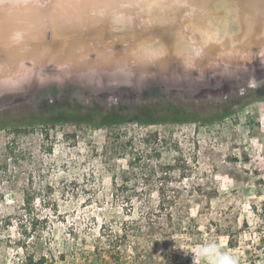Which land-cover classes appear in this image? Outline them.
Listing matches in <instances>:
<instances>
[{
  "label": "rangeland",
  "instance_id": "rangeland-1",
  "mask_svg": "<svg viewBox=\"0 0 264 264\" xmlns=\"http://www.w3.org/2000/svg\"><path fill=\"white\" fill-rule=\"evenodd\" d=\"M232 1L241 23L264 24V0ZM247 1L254 10L245 8ZM52 7L45 0H0L1 22H13L12 33L18 29L32 42L23 40V58L14 56L18 43L11 45L17 80L0 85L6 123L0 129V264H22L28 255L43 257L42 264H211L181 251L195 253L210 243L234 254L238 264H264V60L242 51L246 43H264V32L239 35L230 45L228 38L222 46L198 45L192 57L171 54L168 43L163 55L145 61L133 46L126 48L143 30L149 14L143 4L123 0L98 19L81 13L84 20L73 27L67 26L73 19L58 20L65 11ZM169 11V24H158H168L166 36L177 31L186 9ZM184 25L179 28L188 37ZM65 34L71 45L86 41L83 70L55 50ZM128 54L131 59L122 60ZM8 59L0 51V61ZM213 101L225 103L227 113L204 123L24 122L55 105ZM162 187L167 199L160 205ZM117 248L120 261L111 263L104 254Z\"/></svg>",
  "mask_w": 264,
  "mask_h": 264
},
{
  "label": "bare ground",
  "instance_id": "bare-ground-1",
  "mask_svg": "<svg viewBox=\"0 0 264 264\" xmlns=\"http://www.w3.org/2000/svg\"><path fill=\"white\" fill-rule=\"evenodd\" d=\"M133 1L135 2V0H133ZM230 2L232 3L233 7H236L235 3L232 0H230ZM141 4H143V6H145L144 8H147L146 4H144V3H141ZM14 6L15 5H13V6L9 5V6H7V8L10 7V9H12V7H13V9H15ZM79 6L82 7L81 10H79ZM87 6H92V4L82 3L80 5H73L72 7H68V5L66 4L64 6L65 9H64V7H61V8H56L54 11L53 10V8H55V6H54V7H52V10L55 13H59L61 10L65 11L64 13H66V15H67V16H65L66 18H63L64 20H61V19H58V20L59 21H69V19H73V20H71V23H67L68 27H73L74 24L77 23V20H79V19L84 20L85 17L82 16L84 13H90L89 18L93 17L91 13L96 11V8L92 7V9H90V12H89ZM171 8L178 9V8H176V6L173 5L171 7H166L164 11H159L156 9L151 10L150 12H148L149 14L146 15L144 22H146L147 25H152L155 20L164 23L165 21L163 20V16L165 14L162 15L161 13L162 12L165 13L166 11H168V13H170L169 10ZM188 10L189 9H186V11H188ZM81 13H83V14L79 15ZM250 13L254 15V11H251ZM4 14H7V12H4ZM159 14H161V15H159ZM85 16H86V14H85ZM122 16H123V14H122ZM165 17L167 18V14L165 15ZM94 18L98 19V17H93L92 19H94ZM3 22L4 23H2L0 20V43H2L1 45L3 46L4 49L0 48V51L5 53V55L9 59L7 60L8 63L7 62L4 63V62L0 61V70L3 71V73L0 74V85L11 86L9 83L10 82L16 83V80H17L16 79L17 76H12L13 70L11 69V65L9 64L10 56H8L10 53L9 49L11 48V45L16 44V43L12 42V37L14 35H16L17 33H19L21 35V42L18 43V46L16 47V50L19 51V54L16 52L14 53V56L17 55L18 58H20V57L23 58L26 55V54L25 55L23 54V51L25 50V49H23V45H22L23 40L27 41V45H31L32 42H30L28 36H23L22 33H20V31L18 29L14 30L16 32V34L12 33L13 28L15 27V25L12 24L13 22L10 24L9 20H7V19H6V21H3ZM241 22H242V20H240V21L238 20V13H237V21L234 24H232L229 28L230 34L225 35V33L221 27L217 26L216 24L206 23L203 19L200 18L199 14L185 18L182 22H179L178 25L180 26L181 24H185L184 27L187 28L191 32V34H190V36L186 37L184 35V31H183L184 29H180L179 26H177L178 29L173 34V38H172V40H173L172 43L174 46L173 49L175 50L176 53H183V55H187L189 57H192V56H194V54L197 51H199L200 46H198V45L204 44V46H205L210 41H219L220 46H222V45H224V43H222V40L224 38H228V45H230V43H232V41L235 40L234 37H237L239 35H243L242 37H240V39L241 38L246 39L249 36V33L251 31L257 30L259 32H264V24H262L263 22L258 23L261 26H259L260 28H257V29L253 28V23H252L251 18L250 19L248 18V21L245 20V22L244 21H243V23H241ZM63 25L66 26V24H63ZM60 26H61V28H64V26H62V25H60ZM26 29H27V26H22V28H21V30H26ZM65 29H67V28H65ZM61 30H63V29H61ZM70 30H72V29H70ZM55 33L58 34V32H55ZM53 35H55V34H53ZM67 35L68 34L63 35V37H65V39L63 38V40L60 41V44L57 45V47H56L57 49H55V50H58L59 52L62 51L64 53H66L65 54L66 58L63 59V61L69 60V61H71L72 66H76L77 68H80L79 65H82L81 61H80V59H81L80 56H82L85 53V51L88 49V46H86V44H84V43H86V41L85 42H83V41L75 42L74 41V44L71 45V43H69V41L68 42L65 41L68 39ZM192 38H195V40H198V41L194 42L192 40ZM157 39L158 40H154V39L152 40L150 38H148V39L142 38L136 42V47L139 48L140 51L144 52L145 56H149V55L151 56L152 55V49L155 48L157 44L161 45L163 47V49L165 47L164 44L162 45V43H165L163 41V38L162 39L157 38ZM243 46L245 48L242 49V51L246 52L248 54V56L249 55L254 56V57L256 56V58H259V56H260V59L264 60V55L261 54L262 52H264V43H260L259 45L258 44L253 45L252 43H246ZM82 47H83V49H82ZM48 50H51L54 54H56L54 49L48 48ZM32 52L34 54L39 53V50L37 48H35L32 50ZM78 57H79V59H78ZM126 57L130 58L129 55H124V56H122V58H123L122 60H124ZM85 65L89 66V63L85 62L84 66ZM80 70H83V68H80ZM0 73H1V71H0ZM120 80H124V79H120ZM3 83H8V84H3Z\"/></svg>",
  "mask_w": 264,
  "mask_h": 264
},
{
  "label": "trees",
  "instance_id": "trees-1",
  "mask_svg": "<svg viewBox=\"0 0 264 264\" xmlns=\"http://www.w3.org/2000/svg\"><path fill=\"white\" fill-rule=\"evenodd\" d=\"M212 105L213 111L209 112V106ZM225 103L218 101L207 102V105L195 104H171L148 106L147 104H117L110 107L101 108L95 104L81 105L70 104L63 106H53L48 111L39 112L24 120L25 124H44L46 126H55L56 124L71 123L84 124L93 127H112L114 125L123 124L131 119H134L139 125H150L155 123H182V122H212L222 118L226 113V108H223ZM6 123L0 120V129ZM155 135V134H154ZM152 137V136H151ZM135 159V158H134ZM164 168H168L167 166ZM168 171L164 170L163 175H167ZM162 176V174H161ZM166 176H162L164 179ZM161 189V186L159 187ZM165 191L161 190L159 204L162 205L166 201ZM120 248L104 254L109 257V262L115 263L120 261L122 252ZM63 255H61L62 257ZM43 257L37 259L28 255L25 257L22 264H42Z\"/></svg>",
  "mask_w": 264,
  "mask_h": 264
},
{
  "label": "snow or ice",
  "instance_id": "snow-or-ice-1",
  "mask_svg": "<svg viewBox=\"0 0 264 264\" xmlns=\"http://www.w3.org/2000/svg\"><path fill=\"white\" fill-rule=\"evenodd\" d=\"M123 0H45V4L49 7L55 5L53 10L56 8H61L65 4L68 7L73 5H80L82 3L96 5L98 7L97 11L92 13L93 17H102L108 11L109 8L117 3H122ZM136 3H144L147 5L148 10H159L164 11L166 7L176 6V8L189 9L184 11L183 15L185 18L195 16L199 14L200 18L203 19L208 24H216L221 27L225 35H229V28L232 24L237 21V13L241 11L240 8L233 7L230 0H135ZM103 5V7H99ZM247 15V13H245ZM123 21V17L118 18ZM160 22V21H156ZM264 35V33H261ZM13 43L21 42V35L17 33L12 37ZM134 53V55H138ZM164 54V49L161 45L157 44L155 48L152 49L153 56H161ZM264 55V52L261 53Z\"/></svg>",
  "mask_w": 264,
  "mask_h": 264
},
{
  "label": "water",
  "instance_id": "water-1",
  "mask_svg": "<svg viewBox=\"0 0 264 264\" xmlns=\"http://www.w3.org/2000/svg\"><path fill=\"white\" fill-rule=\"evenodd\" d=\"M139 4V3H138ZM141 4V3H140ZM256 5H258V4H256ZM135 6H133V7H131V9H133ZM245 8L246 9H253L254 10V5H251V4H249V1H247V4L245 5ZM145 11L144 12H147V11H149L150 12V10H148V7H147V9L145 8L144 9ZM129 12L128 10H123V9H121V11L120 12ZM138 13H141L140 12V10L139 11H137ZM161 13V12H160ZM118 14V13H117ZM162 15H166L167 14V18L165 17V15L163 16V20L166 22V21H171L170 20V18H171V16H170V14L168 13V11H166L165 13H161ZM161 14H159V15H161ZM257 16V15H256ZM101 18V17H100ZM168 19V20H167ZM153 22V21H152ZM159 23H162V22H156V20L154 21V23L152 24V25H147V23L146 22H143V24L144 25H141L142 26V28H143V30L140 32V33H136V35H135V33H134V31H133V34L135 35V40H140L139 38H145V39H148L149 37H150V39H154V38H160V39H162L163 38V41L165 42V43H162V45L164 44L165 45V47H167L168 46V43L169 44H171L172 42H173V40H172V38H173V32H171L169 35H167L166 36V34H167V32H168V30L169 29H166V27L168 26V24H169V22H166V23H168V24H166V27H163V26H159L158 24ZM118 24H121V22H119ZM131 26V25H130ZM121 27H122V25H121ZM152 27V28H151ZM123 28V27H122ZM130 30V29H129ZM152 30H153V33L155 34V35H153V33H152ZM132 32V31H131ZM128 33V32H127ZM126 33V34H127ZM121 34H124V32L123 33H121ZM145 34H147V35H149V37H142V36H144ZM157 34V35H156ZM129 35V34H128ZM132 35V34H131ZM153 36H155V37H153ZM164 36V37H163ZM158 40V39H157ZM128 46H133V48H135L136 49V52L138 53V51H139V53H142V54H140L141 55V57L142 58H144V60L146 59V57H152V56H145V54H144V52H142V51H140L139 50V48H137L136 47V43H129L128 45H126V48L128 47ZM165 47H164V49H165ZM174 48V46H173V43L168 47V51L171 53V54H174V52H175V50L173 49ZM129 55V54H128ZM130 56V55H129ZM175 56V55H174ZM146 61V60H145ZM144 63V62H143ZM144 66H148V65H146V64H144ZM143 66V67H144ZM121 78V77H120Z\"/></svg>",
  "mask_w": 264,
  "mask_h": 264
},
{
  "label": "clouds",
  "instance_id": "clouds-1",
  "mask_svg": "<svg viewBox=\"0 0 264 264\" xmlns=\"http://www.w3.org/2000/svg\"><path fill=\"white\" fill-rule=\"evenodd\" d=\"M185 256L194 255L198 259H207L211 264H238V258L231 253L222 252L215 244L201 246L195 253L191 249H181Z\"/></svg>",
  "mask_w": 264,
  "mask_h": 264
}]
</instances>
